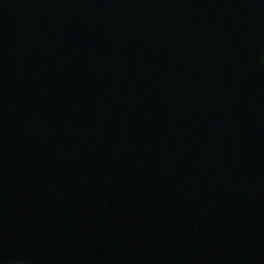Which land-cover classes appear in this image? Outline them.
<instances>
[{"label": "water", "instance_id": "1", "mask_svg": "<svg viewBox=\"0 0 264 264\" xmlns=\"http://www.w3.org/2000/svg\"><path fill=\"white\" fill-rule=\"evenodd\" d=\"M0 264H264V0H0Z\"/></svg>", "mask_w": 264, "mask_h": 264}]
</instances>
